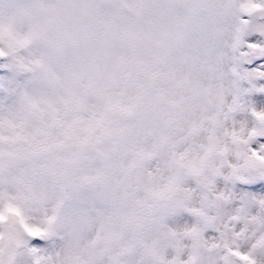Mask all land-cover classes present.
I'll return each mask as SVG.
<instances>
[{
	"label": "snow or ice",
	"instance_id": "obj_1",
	"mask_svg": "<svg viewBox=\"0 0 264 264\" xmlns=\"http://www.w3.org/2000/svg\"><path fill=\"white\" fill-rule=\"evenodd\" d=\"M0 264H264V0H0Z\"/></svg>",
	"mask_w": 264,
	"mask_h": 264
}]
</instances>
